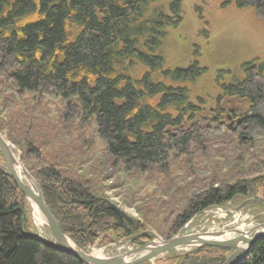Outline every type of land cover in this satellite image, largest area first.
Listing matches in <instances>:
<instances>
[{"label": "trees", "instance_id": "1", "mask_svg": "<svg viewBox=\"0 0 264 264\" xmlns=\"http://www.w3.org/2000/svg\"><path fill=\"white\" fill-rule=\"evenodd\" d=\"M156 1L0 0V88L31 100L42 101L48 95L61 98L65 102L61 127L75 132L88 127L104 142L99 165L149 175L155 181L161 171L168 172L171 159L203 144L206 131L229 127L224 116L234 119L232 131H264V63L246 62L244 75L234 82L216 78L220 90L216 106L205 110L196 105L189 85L205 68L198 63L168 65L162 54L166 28L178 22L179 0L170 4L171 15L154 7ZM228 1L252 8L264 18V0ZM198 99L204 102L201 96ZM224 99L247 104L248 113L225 108L229 103L223 106ZM32 137L24 145L26 155L42 164L29 172L62 231L78 247L115 238L133 237L137 246L151 240L148 232L128 223L113 202L82 180L87 175L67 176L60 163L48 161ZM241 137L249 146L245 158L249 155V161L255 162L264 157V142L255 136L245 142ZM245 158L240 157L242 163ZM78 159L71 166L79 164ZM262 188L261 173L194 190L177 213L175 231L209 207ZM26 200L0 167V264H86L36 236ZM260 201L264 203V193ZM232 251L221 246L194 247L178 256V264H225ZM232 264H264V238Z\"/></svg>", "mask_w": 264, "mask_h": 264}, {"label": "rangeland", "instance_id": "2", "mask_svg": "<svg viewBox=\"0 0 264 264\" xmlns=\"http://www.w3.org/2000/svg\"><path fill=\"white\" fill-rule=\"evenodd\" d=\"M172 2L157 0L153 5L171 15ZM179 9L178 22L166 28L162 54L168 65L187 67L198 63L205 68V73L189 85L190 97L196 105L210 110L216 106L220 94L216 78L219 77L223 83L234 82L244 75L246 62L264 63V18L254 9L237 7L228 0H179ZM219 71H223V74ZM0 89L4 92L0 95L1 131L25 169L34 171L42 164L33 156L26 155L24 145L28 138L34 136L33 141L43 148L48 161H55L56 165L60 163L67 176L81 179L87 175L82 180H86L98 196L118 205L139 230L148 232L152 237L148 243L163 242L176 235L206 232H225L222 238L235 239L239 236V230L245 231L264 223V203L260 201L263 200L262 188L258 193L237 195L230 201L199 212L177 232L173 225L177 213L186 206L194 190H201L211 183H232L264 174V157L255 162L249 161V155L245 158L244 154L249 146H244L241 140V135H244L245 142L250 141L251 136L264 142V131L251 134L243 129L232 131L231 120L224 116L229 127L206 131L203 144H195L189 153L171 159L168 172L161 171L155 181L149 175V178L137 172L130 175L111 165L109 169L99 165L101 152L105 149L104 142L88 127L77 126L79 130L76 132L61 127L59 118L65 103L61 98L48 95L42 101L31 100L26 95L19 98L16 94H9L3 86ZM10 96L12 99H9ZM224 105L227 109H240V113H248L247 104H240L236 99H224ZM205 113L208 114L207 111ZM48 148L49 151H46ZM240 157L245 158V163ZM74 158L81 161L75 167L71 166ZM0 164L5 165L1 153ZM29 174L39 188L36 179ZM26 199L27 217L33 231L40 238L52 242L45 219L41 222L36 219L32 202ZM136 246L133 237H130L115 238L110 243L97 241L88 249L95 255L110 257ZM194 247L176 248L137 264H178V256Z\"/></svg>", "mask_w": 264, "mask_h": 264}, {"label": "water", "instance_id": "3", "mask_svg": "<svg viewBox=\"0 0 264 264\" xmlns=\"http://www.w3.org/2000/svg\"><path fill=\"white\" fill-rule=\"evenodd\" d=\"M0 153L2 154L5 165L0 164V167L5 170L17 183L19 189L24 195L32 202H34L36 208L45 219L53 241L48 242L43 240L51 247L60 250L62 252L71 254L86 264H137L146 260H150L157 255L164 254L170 250L181 247H201V246H221L226 248H232L234 252L227 259L225 264H232L238 257L244 254H249L252 247L260 240L264 238V231L256 233L261 229H264V223H261L253 228L247 230V236H239L235 239L222 238L225 232H206L197 234L176 235L163 242H150L147 244L136 246L128 251L110 257L98 256L92 254L88 248L78 247L61 229L55 216L50 211L45 203L40 189L36 186V192L30 186V182H33L32 176L25 169L20 158L16 155L13 147L6 137L0 133ZM16 166H20L25 179L20 178L16 172ZM30 181V182H28ZM35 184V183H34ZM113 207L120 212V214L130 224H134V221L124 211L120 209L118 205L112 204ZM239 234H242L238 231ZM254 234L249 238L248 235ZM38 238H40L38 236ZM222 238V239H220ZM42 240V239H41ZM71 240L74 246L69 244ZM135 257V258H134Z\"/></svg>", "mask_w": 264, "mask_h": 264}, {"label": "bare ground", "instance_id": "4", "mask_svg": "<svg viewBox=\"0 0 264 264\" xmlns=\"http://www.w3.org/2000/svg\"><path fill=\"white\" fill-rule=\"evenodd\" d=\"M16 172H17V174H18V176L20 177V178H23V179H25V176H24V173H23V171H22V169H21V167L20 166H16ZM28 182H30V181H28ZM30 184V186L32 187V189L34 190V192L37 194V192H36V185L33 183V182H30L29 183ZM32 207H33V210H34V214H35V217H36V219L38 220V221H42L43 220V216L40 214V212L38 211V209L36 208V206H35V204H34V202L32 201ZM254 227V226H253ZM253 227H251V228H253ZM251 228H249V229H251ZM249 229H246L245 231H243L242 229L241 230H239V232H241L242 234H239V236L241 237V236H247V235H245V234H247V230H249ZM264 231V229H261L260 231H257V232H255V234L256 233H259V232H263ZM253 235L254 234H250V235H248V237L249 238H251V237H253ZM238 236V237H239ZM226 237V236H225ZM237 237V238H238ZM220 239H222V238H220ZM69 244L70 245H72V246H74V244H73V242L71 241V240H69ZM185 248H188L187 246H185ZM92 254H96L95 252L94 253H92Z\"/></svg>", "mask_w": 264, "mask_h": 264}, {"label": "flooded vegetation", "instance_id": "5", "mask_svg": "<svg viewBox=\"0 0 264 264\" xmlns=\"http://www.w3.org/2000/svg\"><path fill=\"white\" fill-rule=\"evenodd\" d=\"M226 117H227V119L231 120V122L233 123L234 119L232 118V116L228 115V116H226ZM232 123H231V124H232Z\"/></svg>", "mask_w": 264, "mask_h": 264}]
</instances>
